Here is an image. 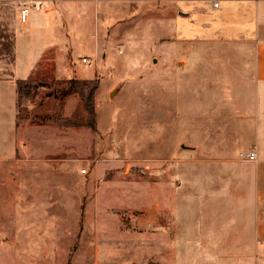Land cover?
<instances>
[{"label": "rangeland", "instance_id": "1", "mask_svg": "<svg viewBox=\"0 0 264 264\" xmlns=\"http://www.w3.org/2000/svg\"><path fill=\"white\" fill-rule=\"evenodd\" d=\"M81 8H65L60 20L76 39L73 57L55 60L59 76L41 63L27 96L18 102L17 126L18 158L41 165L66 159L73 169L87 170L86 191L80 196L73 187V203L67 206L70 220L43 211L33 220L15 215L1 220L0 239L10 245L19 233L18 239L29 241L24 249L27 264H117L134 253L138 264H158L159 251L148 248L159 247L158 226L145 224L140 198L132 210L117 192L132 186L142 194L147 181L175 179L176 155H159L166 137L167 144L178 137L190 147L198 128L205 129V136L210 127L219 128L211 131L221 132V137L232 135L231 124L209 121L230 110L224 104L229 89L232 99L243 100L246 94L242 79L251 66L247 58L252 53L254 7L251 0H155L134 12L130 6L111 7L103 22L98 5ZM15 26L20 30L22 25ZM5 48L0 42V50ZM173 54L193 58L182 76L177 60L172 66L166 60ZM1 70L9 74L8 66ZM94 80L100 82L94 96L96 129L82 101ZM15 82L26 84L17 78ZM213 95L220 103L214 109L208 101ZM14 99L13 88L0 84V144L14 131ZM257 115L261 113L253 109L255 122L261 120ZM198 116L200 123L195 122ZM103 166L104 173L99 171ZM22 229L32 237L22 236Z\"/></svg>", "mask_w": 264, "mask_h": 264}, {"label": "crops", "instance_id": "2", "mask_svg": "<svg viewBox=\"0 0 264 264\" xmlns=\"http://www.w3.org/2000/svg\"><path fill=\"white\" fill-rule=\"evenodd\" d=\"M19 1L0 0V28L4 30L0 42L7 47L0 50V84L13 88L16 111L14 131L6 143L0 144V222L15 215L33 220V215L41 211L70 220L67 206L70 209L73 203L72 189L78 187L82 196L86 191L85 177L66 159L41 165L18 158L21 135L17 126L19 94L15 78L33 83V74L39 73L41 63H46L45 68H52L57 76L62 73L55 60L73 57L76 43L73 34L65 31L66 23L60 21L65 8L73 5L78 11L86 4H96L103 22L111 7L130 6L134 12L140 5L155 0H44L49 2V7L44 12H33L27 23L20 21ZM251 3L254 30L249 43L252 53L247 58L251 66L249 75L242 79L247 85L246 94L243 100H237L236 96L232 99L229 89V100L224 104L230 110L221 117L214 115V120L209 121L211 125L231 124L232 135L221 137V132L211 131L219 132V128L210 127L205 136V129L198 128L200 132L192 136L194 143L190 147L184 146V140L178 137L173 144H167L166 137L159 155H176L175 179L147 181L142 194L132 186L117 192L132 210L140 198L145 224L150 228L158 226L159 247H148L150 251H159L158 264H210L211 260L215 261L213 264H264V0H251ZM14 22L22 25L20 30ZM94 51L96 54V48ZM188 57L173 54L166 56V60L171 66L177 60L182 76L187 60L193 59ZM4 65L8 66V75L1 73ZM67 69L72 70L71 63ZM193 73L200 76L194 70ZM93 75L91 71L89 79ZM213 96L208 101L214 109L220 103ZM253 109L261 113L257 115L261 122L254 121ZM200 121L198 116L195 122ZM227 130L225 126L222 131ZM99 132L102 134L101 126ZM97 136L100 137L98 131ZM253 151L257 161L242 157ZM99 171L104 173L107 169L103 166ZM42 184L46 186L44 189ZM115 193L111 194L115 196ZM135 223L133 219L134 227ZM20 233L30 238L33 235L24 229ZM19 236L17 233L16 242L10 245L0 239V264H27L24 249L29 241L18 239ZM137 261L134 253L126 262L119 259L117 264H138Z\"/></svg>", "mask_w": 264, "mask_h": 264}, {"label": "built area", "instance_id": "3", "mask_svg": "<svg viewBox=\"0 0 264 264\" xmlns=\"http://www.w3.org/2000/svg\"><path fill=\"white\" fill-rule=\"evenodd\" d=\"M218 6V4H216ZM49 7V2L44 0H20L18 8L20 12V21L27 23L33 12H44ZM83 62H88L87 58L83 59ZM248 161H257V154L255 151L251 152L247 156L242 155ZM81 174H87L86 169L81 170Z\"/></svg>", "mask_w": 264, "mask_h": 264}, {"label": "trees", "instance_id": "4", "mask_svg": "<svg viewBox=\"0 0 264 264\" xmlns=\"http://www.w3.org/2000/svg\"><path fill=\"white\" fill-rule=\"evenodd\" d=\"M100 82L98 80H94L92 83L91 88L86 96H82V101L89 114V124L91 128L96 129V118H95V106H94V96L96 91L99 88ZM30 88V85L22 83H18V94H19V101L24 97L27 96V90Z\"/></svg>", "mask_w": 264, "mask_h": 264}]
</instances>
